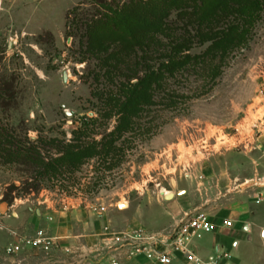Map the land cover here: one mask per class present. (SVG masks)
<instances>
[{
	"label": "rangeland",
	"instance_id": "374dc122",
	"mask_svg": "<svg viewBox=\"0 0 264 264\" xmlns=\"http://www.w3.org/2000/svg\"><path fill=\"white\" fill-rule=\"evenodd\" d=\"M77 5L90 7L91 0H0V74L7 83L14 80L17 97L9 110L0 113V121L22 139L27 132L32 140L70 139L87 120H92V137L100 139L117 124L116 118L101 115L105 111L97 90L104 83L93 77L95 62H79L80 33L67 36V14ZM172 19L177 23L175 16ZM206 47L197 44L191 53L200 54ZM209 73L206 65L170 79L167 89L176 102H159L151 108L143 127L127 137L122 164L111 171L92 161L76 179L50 184L9 205L3 202L4 194L12 184H21L24 172L0 164V264H91L83 248L88 244L83 233L89 232L81 228L78 217L70 220L69 227H61L75 235V250L70 253L61 248L9 255L6 246L15 235L31 236L38 229L54 236L55 212L69 199L79 200L90 218H98L92 206L108 207L117 230L140 227L138 218L148 227L160 226L166 221V204L151 196L184 190L185 181L193 183L190 201L196 210L219 215L237 203L250 206L251 227L261 237L246 231L249 253H245L260 261L264 154L240 143L263 111L259 89L264 84V18L248 46L231 54L215 81ZM108 260L105 253L99 260L94 257L93 264H109Z\"/></svg>",
	"mask_w": 264,
	"mask_h": 264
},
{
	"label": "trees",
	"instance_id": "16d2710c",
	"mask_svg": "<svg viewBox=\"0 0 264 264\" xmlns=\"http://www.w3.org/2000/svg\"><path fill=\"white\" fill-rule=\"evenodd\" d=\"M263 18L264 0H91L90 7H73L67 14V36L80 33L79 62H95L93 77L104 83L97 90L105 111L101 115L116 118L117 124L100 139L92 137V120H87L70 139L32 140L27 132L25 140L0 121V164L24 172L3 202L12 205L50 184L63 185L92 161L107 171L120 166L127 137L143 127L151 108L176 102L167 89L169 80L208 65L215 81L231 54L248 46ZM197 44L207 47L192 54ZM14 88V80L7 83L0 74V113L16 100Z\"/></svg>",
	"mask_w": 264,
	"mask_h": 264
},
{
	"label": "built area",
	"instance_id": "2783aa9c",
	"mask_svg": "<svg viewBox=\"0 0 264 264\" xmlns=\"http://www.w3.org/2000/svg\"><path fill=\"white\" fill-rule=\"evenodd\" d=\"M262 113L253 119L248 135L240 144L252 147L264 154V84L259 89ZM96 215H105L109 208L103 205L91 207ZM223 227H231L232 221L225 220ZM216 225L211 215L204 210L188 214L171 232L153 231L143 227L131 226L117 230L107 225L101 231V238L109 264H238L232 253L217 249L208 260L197 252L196 244L207 233L214 231ZM3 226L0 223V230ZM59 246L56 236L38 229L31 236H18L6 246V253L19 255L25 251L51 253Z\"/></svg>",
	"mask_w": 264,
	"mask_h": 264
},
{
	"label": "crops",
	"instance_id": "0c3cea01",
	"mask_svg": "<svg viewBox=\"0 0 264 264\" xmlns=\"http://www.w3.org/2000/svg\"><path fill=\"white\" fill-rule=\"evenodd\" d=\"M192 184L191 181H185L183 183L184 190H171L165 196H151V198H157L158 201L166 204V221H163L164 224H160V226L148 227L140 218H138L140 220L139 226L153 231L171 232L182 219L197 209L194 208L193 202L190 201L192 198L191 193L194 189ZM246 204L237 203L234 205L233 210H226L219 215H215L214 213L210 214L216 227L213 232L206 234L203 240L196 244L197 252L203 259L208 260L215 254L217 249L222 248L232 252L234 259L238 264H264V248L259 253L260 261L246 257L245 252L249 253V249L247 242L244 240L246 235L245 232L255 231L259 237H261L260 232L251 227L250 206ZM190 206L192 207V210H190ZM55 214L54 217H56V221L54 225V236H56L59 242V246L56 250L62 248V250H65V252L67 251L68 253L75 250L72 247V244L76 243L75 235H69L70 228L61 227H69L70 220L78 217L82 221L81 228L85 231L88 230L90 234L83 233L88 241V244H83L86 245L83 247L85 249V256H87L90 262L92 261L91 264H93L94 257H97L98 260L104 257L105 249L100 234L105 226L111 225L108 213L101 216L98 215L97 219L94 217L90 218L89 215L91 213L81 206L79 200L69 199L65 202L64 207L59 211L57 210ZM17 215L19 216V214ZM225 220L232 221V226L228 228L223 227L222 223ZM90 230H93L94 233L91 234ZM174 264L185 263L182 261H176Z\"/></svg>",
	"mask_w": 264,
	"mask_h": 264
},
{
	"label": "water",
	"instance_id": "95a60500",
	"mask_svg": "<svg viewBox=\"0 0 264 264\" xmlns=\"http://www.w3.org/2000/svg\"><path fill=\"white\" fill-rule=\"evenodd\" d=\"M68 114H69V115H71V113H70V112H69Z\"/></svg>",
	"mask_w": 264,
	"mask_h": 264
}]
</instances>
